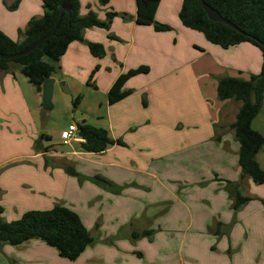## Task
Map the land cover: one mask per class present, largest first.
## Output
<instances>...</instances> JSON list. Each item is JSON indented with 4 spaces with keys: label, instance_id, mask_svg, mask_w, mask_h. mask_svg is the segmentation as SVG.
Wrapping results in <instances>:
<instances>
[{
    "label": "crops",
    "instance_id": "obj_1",
    "mask_svg": "<svg viewBox=\"0 0 264 264\" xmlns=\"http://www.w3.org/2000/svg\"><path fill=\"white\" fill-rule=\"evenodd\" d=\"M13 1L0 0V29L14 41L20 42L25 37L29 22L35 17H42L46 8L42 0H20L16 7L12 6ZM80 2L82 15H86L90 9L96 11L102 20H106L109 11L117 12L118 15L113 19L110 29H85L83 40L72 42L61 57L60 68L54 75L56 83L53 108L58 113L44 109L42 93L35 90L18 66L14 65L11 72L0 71V135L8 131L17 143L21 142L22 145L25 142L27 146L30 143L29 146L34 149L30 154L10 156L4 161L30 155L36 160L35 164L40 166L45 157L60 152L77 157L82 162L101 166L87 168L84 165L76 174L84 184H89L96 190L89 201V214L83 215L81 211H77L95 241L76 260L62 257L56 248L39 238L20 245L3 244L0 245V264H207V261H202L204 259L199 260L202 254L210 257L211 261L213 257L223 254L222 258L227 260L226 256L231 257L229 248L235 251L231 230L225 224L228 219L220 216L215 219V226L210 229L216 240L211 241L208 246L206 243L201 252L198 249V229L195 224L200 220L193 207L210 200L215 213L221 209L223 202L231 204L233 201L236 189L229 185L230 182H240L241 187L244 183L251 184L250 177L242 178L239 164L240 143L235 130L231 128L242 103L236 99L220 100L218 116L208 125L210 132L191 134L193 139L188 141L186 150L191 157H185V152L181 161L197 165L202 160L210 159L211 166L216 168L215 178L218 181L201 187L197 185L198 178H193L192 182L196 183L194 190L210 193V196L205 194L196 197L187 189L192 182L180 181L176 186L173 184V188L168 186V183L171 184L170 177L164 176L161 167H155V161L164 157L163 153L154 150L155 145H148L145 140L140 143H128L124 140L128 132L138 130L137 123H142L141 114L134 113V108L138 109L139 106L140 109V104L128 102V96L110 104L109 92L121 74L146 65L150 67L149 73L138 74L125 85V89H133L134 92L143 90L144 93L155 64H160L165 69L162 75L171 73L174 76L176 73L180 77L182 71L179 68L186 67L192 61L188 60L190 56H197L199 51L214 48L220 61V70L216 74L218 79L227 75L235 76L237 73L258 74L263 63L262 51L249 42L228 49L213 43L209 45L200 37L201 32L182 24L179 14L183 0L161 1L156 19L172 26V30L166 32H157L153 26L137 23L136 0H110L107 5H102L99 0ZM90 43L103 44L106 54L101 58L95 57L90 51ZM170 43L175 54L173 62L166 55V47ZM137 87L141 89L137 90ZM144 95L148 97L146 92ZM77 97L80 100L75 107ZM64 103L69 105V109L65 110L67 116L63 123L59 118L64 110ZM83 122L106 129L114 140H121L126 144L123 147L136 148L138 156L133 151L127 152L126 155L133 153L134 159L125 161L124 155L116 153L121 147L118 143L101 153L85 151L82 147L84 138L80 135L69 143H64L62 131L72 123ZM252 125L264 135V106ZM42 134L50 138L42 139V148L37 149L36 141ZM57 145L67 147V151H58ZM149 158L150 161H147ZM61 160H64L62 162L67 171L70 167L76 169L71 158ZM257 160L264 169V147L257 154ZM106 164L109 167H102ZM130 172L145 174L156 180L162 190L171 194L170 199H150L153 187L148 178L138 175L132 179ZM42 174L43 178L49 180L46 173ZM225 182L228 183V191H219L215 195L217 184L222 188ZM36 183L33 184V191L38 193L37 196L46 195L43 194V184L37 186ZM84 184L82 187H85ZM19 185L13 182L1 184V200L3 201L9 187V191L18 190ZM248 195L252 197L251 200L260 197ZM2 204L5 210V203ZM182 205L186 210L181 209ZM15 209L21 213L18 205H15ZM43 209L48 208H34ZM146 230L153 232L149 236L134 237L135 232ZM218 239L222 241L215 246ZM199 253L201 257L198 256Z\"/></svg>",
    "mask_w": 264,
    "mask_h": 264
},
{
    "label": "rangeland",
    "instance_id": "obj_2",
    "mask_svg": "<svg viewBox=\"0 0 264 264\" xmlns=\"http://www.w3.org/2000/svg\"><path fill=\"white\" fill-rule=\"evenodd\" d=\"M199 35L206 43L213 45L206 40L202 33ZM214 49L199 51L197 56H190L188 60L192 61L186 67L179 68L182 71L180 77L176 73L174 76L171 73L162 75L165 69L160 64H155L154 71L148 80L149 83L145 86L148 97L144 95L145 92L143 93L140 87H137L139 92H134L132 89L133 94L128 96V102L133 101L140 104V109L139 106L138 109L134 108V113L141 114L142 123H137L139 124L138 130L128 132L124 140L139 143L141 140H145L148 145H155L154 150L164 154L163 158L155 161V167H161L164 170V176L170 177L171 184L168 183V186L172 188L174 187L173 184L176 186L180 181H182L181 183H189L193 181V178H198L197 185L201 187L218 182L215 178L216 168L211 166L210 159L202 160L197 165L181 161L185 152V157L189 159L191 157L186 151L189 145L188 141L193 139L191 134L209 133L208 125L218 116L221 102L217 94L219 79L216 74L220 70L218 66L220 61ZM166 55H168L167 59L173 62L175 54L171 43L170 46L166 47ZM235 76L248 79L251 75L237 73ZM67 109H69V105L64 103V110L59 118L63 123L67 116L65 114ZM51 113H58V110L53 108ZM25 144V142L22 145L21 142L17 143L8 131H4L0 135V188L1 184L8 185L11 182L20 184L18 190L9 191V187L8 192L4 194L3 201L1 200L3 193L1 194L0 203L4 202L6 206L3 217L11 222L19 219L25 212L34 210V208L51 209L56 204L66 205L76 212L81 211L83 215H88L89 201L96 190L89 184H84V181L82 182L80 176L76 174L81 171L80 168L85 167L84 165L87 168L99 165L88 164L77 157L60 152L45 157L39 164L40 166L35 164L36 160L30 155L4 161L10 156L34 152L33 147L29 146L30 143L28 146ZM122 145L126 144H121L116 153L124 155L125 161L134 159V154L138 156L136 148L133 146L127 148ZM57 147L58 151H67V147L58 145ZM132 151L134 154L128 153L126 155L127 152ZM130 156L131 158H129ZM64 158H71L74 161L76 169L72 168L76 174H71L66 170L65 164L62 162L64 160H61ZM106 159L111 160L110 158ZM147 161H150V158ZM102 167L107 168L109 166L106 164ZM42 173H46L49 180H46V177L43 178ZM138 175L148 178L152 184L153 192L150 193V199L155 201H162L166 197L170 199L171 194L167 190H162L161 185L156 180H152L145 174L130 172L132 179ZM180 176L181 178H179ZM35 183L37 186L43 184V191H45L43 194L46 195H41V199L37 196L38 193L33 191V184ZM83 184L85 187H82ZM195 186L196 183L192 182L187 187L193 196L198 197L205 194L210 196V193H205L203 190H194ZM228 188L226 182L222 188L217 184L214 189L215 193H213L216 195V192H225L228 191ZM166 189L168 188L166 187ZM240 190L243 194H255L260 197L246 202L240 209H234L233 198L231 204H228L227 201L223 202L221 209L215 213L212 211L210 200L207 203L198 204L196 208L193 207L200 220L195 222L198 229L199 251L203 252L206 243L208 246L211 241L216 240L210 227L215 226V219H218L219 216L228 219L225 224L227 229L231 230L232 246L235 248V251L231 247L229 248L230 258L226 256L229 255L228 253L224 254L227 260L223 259V254H221L213 257L211 261L210 257L205 254H202L201 257V253L198 255L201 257L199 260L204 259L202 261H207V264H264V184H257L251 180V184L244 183ZM15 205H18V211L21 213L17 212ZM181 209L186 210V207L182 205ZM214 214L215 218H213ZM220 241L222 239H218L215 246Z\"/></svg>",
    "mask_w": 264,
    "mask_h": 264
},
{
    "label": "trees",
    "instance_id": "obj_3",
    "mask_svg": "<svg viewBox=\"0 0 264 264\" xmlns=\"http://www.w3.org/2000/svg\"><path fill=\"white\" fill-rule=\"evenodd\" d=\"M42 1L46 13L29 22L23 40L14 41L0 29V52L13 54L29 48L56 28L55 35L29 54L11 60L0 58L1 72H11L14 65L18 66L40 94L43 92L44 80L54 76L59 70V62L69 45L74 41L83 40L87 28L110 29L113 19L118 15L117 12L109 11L106 20H102L93 9L82 15L80 0H72L71 9L61 17L64 0ZM161 1L136 0L137 23L153 26L157 32L172 30L170 24L161 23L156 19ZM19 2L20 0H14L12 6L16 7ZM99 2L107 5L110 0ZM206 5L218 10L239 30L226 23L211 20L201 0H183L179 14L182 24L203 33L209 42L224 49L249 42L262 51L263 63L258 74H251L248 79L223 76L218 80L217 93L222 101L236 99L242 103L235 122L231 124L240 143L239 164L242 178L250 177L255 183L264 184V169L257 160V154L264 147V135L252 125L264 106V0H206ZM89 47L95 57L101 58L106 54V49L101 43H90ZM149 71V66L142 65L121 74L110 89V104H115L132 93L131 89H125L132 77ZM79 100L80 97L75 99V107ZM79 135L84 138L82 147L88 152L101 153L115 143L123 144L121 140H114L106 129L86 122L79 124ZM45 137L50 138L42 134L36 141L37 149L42 148L41 140ZM229 185L236 189L234 209H239L252 199L241 192L240 182H230ZM4 211L0 203V245H20L39 238L56 248L62 257L76 260L95 241L78 212L63 204H56L47 210L27 211L11 222L4 220ZM152 232H135L134 237L149 236Z\"/></svg>",
    "mask_w": 264,
    "mask_h": 264
},
{
    "label": "water",
    "instance_id": "obj_4",
    "mask_svg": "<svg viewBox=\"0 0 264 264\" xmlns=\"http://www.w3.org/2000/svg\"><path fill=\"white\" fill-rule=\"evenodd\" d=\"M71 1L72 0H64L61 6V17H63L65 15L66 11H69L71 9ZM209 18L213 21H217V22H223L226 23L236 29H238L231 21H229L228 19H226L225 17H223L221 15V13L213 8H210L206 5V0H201ZM239 30V29H238ZM56 33V28L50 32L49 34L41 37L38 41H36L32 46H30L27 49H24L23 51L17 52V53H13V54H4L2 52H0V58L2 59H15L24 55L29 54L30 52H32L33 50H35L36 48H38L42 43H44L47 39H49L50 37H52L53 35H55ZM264 45V43H262ZM55 83H56V78L54 76L52 77H47L44 80L43 83V92H42V98H43V107L45 110H52L54 107L53 104V95H54V90H55ZM68 172L71 174H76L75 170L73 168H69Z\"/></svg>",
    "mask_w": 264,
    "mask_h": 264
},
{
    "label": "built area",
    "instance_id": "obj_5",
    "mask_svg": "<svg viewBox=\"0 0 264 264\" xmlns=\"http://www.w3.org/2000/svg\"><path fill=\"white\" fill-rule=\"evenodd\" d=\"M79 136V124L72 123L68 128L61 133V137L64 143H69L70 141L76 139Z\"/></svg>",
    "mask_w": 264,
    "mask_h": 264
}]
</instances>
